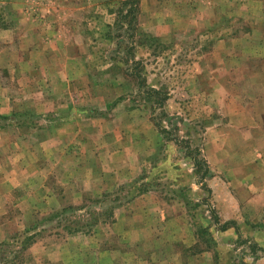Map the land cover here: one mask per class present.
<instances>
[{
    "label": "rangeland",
    "instance_id": "rangeland-1",
    "mask_svg": "<svg viewBox=\"0 0 264 264\" xmlns=\"http://www.w3.org/2000/svg\"><path fill=\"white\" fill-rule=\"evenodd\" d=\"M0 264H264V0H0Z\"/></svg>",
    "mask_w": 264,
    "mask_h": 264
},
{
    "label": "trees",
    "instance_id": "trees-1",
    "mask_svg": "<svg viewBox=\"0 0 264 264\" xmlns=\"http://www.w3.org/2000/svg\"><path fill=\"white\" fill-rule=\"evenodd\" d=\"M132 1V0H131Z\"/></svg>",
    "mask_w": 264,
    "mask_h": 264
}]
</instances>
